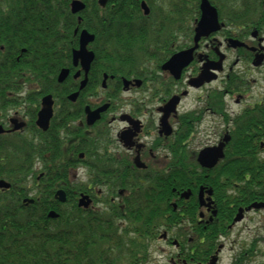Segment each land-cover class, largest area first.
I'll return each mask as SVG.
<instances>
[{"label":"flooded vegetation","instance_id":"af4514ba","mask_svg":"<svg viewBox=\"0 0 264 264\" xmlns=\"http://www.w3.org/2000/svg\"><path fill=\"white\" fill-rule=\"evenodd\" d=\"M110 3L114 2L108 0L106 6ZM14 28L0 24V64L4 66L0 81V179L11 183L8 189L0 188V202L14 198L13 203H19L17 208H26L46 198V192L52 193L48 211L59 213L61 205L69 210L68 230L73 246L79 233L84 240L86 231L103 233L97 242L104 264H137L142 259L131 256L138 245L145 255L154 251L155 241L166 243L167 247H157L165 254H169V247L176 249L177 259L170 257L172 264H207L213 258L219 264L227 251L226 245L231 251L243 245L238 237L245 231L237 232L250 215H261L264 211V206L251 207L264 203V93L257 101L246 102L237 113L230 111L226 97L234 96L233 92L237 91L236 102H242L247 95L238 92L245 89L235 88L238 79L233 71L241 60L251 59L253 65L262 55L255 67L264 69L262 31L258 35H262V40L240 32L238 37L250 38V42L242 40L245 45L237 48L228 45L229 35L224 32L220 33L222 41L215 37L203 39L179 78L169 69L162 71V65L174 54L195 46L194 40L179 46L171 42L169 57L153 67L161 72L150 67L144 75L108 73L106 78L96 56L88 71L81 59L74 61L82 28L75 32L78 44L65 67L69 74L64 82L69 88H54L40 94L25 87L22 78L15 89L9 88L8 64L22 62L25 52L24 47L9 42L14 35L9 30ZM180 33L187 38V33L179 30L174 39ZM230 52L237 57L227 67ZM221 54L224 59L219 77L203 83L197 81L205 66L219 61ZM214 70L211 69L213 73ZM224 72V88L207 90ZM84 80L86 83L81 87ZM203 90L207 92L196 96L194 107L181 110L183 101L193 91ZM49 93L53 96V113L47 128H43L38 119L43 97ZM173 100L177 101L171 107ZM105 106L99 118L90 122L92 111ZM208 113L219 118L221 125L217 124L225 128L218 130L209 144L196 146L193 140ZM240 116L253 124L247 139L252 148L244 155L247 166L242 179L234 181L229 178L231 164L227 160L233 159V129ZM212 160L214 163L210 165ZM8 171L29 175L19 182L9 179ZM166 175L180 176L182 182L186 176L193 180L189 187L183 184L180 189H171L173 194L165 200L171 211L161 217L169 222L147 225L145 234H138L131 224L147 223L148 215L137 219L130 217L128 210L147 208L143 212L148 214V207L153 205V180L158 178L154 187L159 193L167 194ZM29 178L35 180L33 186L26 183ZM31 190L35 191L34 195ZM25 192L29 196L22 195ZM59 192L64 195L60 196ZM28 197L34 202L26 206L24 199ZM38 202L46 207L47 201ZM246 251L249 253V248ZM240 256L244 258L246 252ZM233 262L238 263L237 259Z\"/></svg>","mask_w":264,"mask_h":264},{"label":"trees","instance_id":"16d2710c","mask_svg":"<svg viewBox=\"0 0 264 264\" xmlns=\"http://www.w3.org/2000/svg\"><path fill=\"white\" fill-rule=\"evenodd\" d=\"M70 1L0 0V24L16 26L14 30H9L14 34L9 42L14 41L20 48H25L22 62L8 64L9 88L15 89L19 78L24 79L25 87L40 93L54 88H69L67 83L59 85L56 77L62 67L70 64L71 51L78 44L74 30L79 23L77 15L70 11ZM85 1L87 8L82 13L80 26L96 34L91 45L96 53V62L105 72L126 76L144 75L150 67L159 66L171 54L170 43L174 41L176 32L183 30L191 37L188 28L192 29L190 25L199 15V0H147L151 6L149 16L142 13L141 0H111L114 3L105 8L97 0ZM261 1L212 0L226 23L235 28L226 30L227 33H238L236 28L251 24L261 27L264 21ZM9 50L13 51L12 48ZM3 68L0 64V81L3 79ZM244 118L240 116L236 120L232 140L233 159L227 160L231 164L229 178L234 181L242 179L247 166L244 155L252 148L247 139L248 132L253 131V124ZM256 118L257 113L254 114ZM14 173L17 172H6L9 179L20 181L21 175ZM166 178H169L167 194L158 192L154 186L159 179L154 178L151 184L153 205L148 207V214L143 212L147 208L128 210L133 218L141 219L148 215L147 223L131 224L136 227V233L145 234L147 225L159 224L161 217L167 213L165 209L172 208L165 201L173 194L171 189H180L183 184L189 187L193 180L189 176H186L185 182L180 181V176L166 175ZM22 195L26 196L27 192ZM45 197L38 201H47L46 207L37 201L29 208L17 209L9 201L0 202V264H104L105 259L98 250L97 242L103 233L100 230L86 231L85 240L79 233L73 246L68 230L69 210L61 209L58 219H49L46 213L52 193L46 192Z\"/></svg>","mask_w":264,"mask_h":264},{"label":"rangeland","instance_id":"374dc122","mask_svg":"<svg viewBox=\"0 0 264 264\" xmlns=\"http://www.w3.org/2000/svg\"><path fill=\"white\" fill-rule=\"evenodd\" d=\"M222 20L224 21V19ZM225 24L227 26L226 22ZM190 26L191 28L193 27L192 24ZM261 29H262V35L264 36V28L261 27ZM191 30L192 29L188 28L187 32L191 33L192 32ZM183 36L184 34L180 33L175 37L174 42L176 46L189 42L188 41L189 37L187 36L186 38ZM215 37H217L219 40H222V35L220 34H216ZM250 38H246V39L250 42ZM236 57L237 55L233 52H230L228 54L229 59L228 62L226 63L227 67L232 62L235 61ZM154 69L155 68H153V71ZM226 72L221 74V77L217 81L208 85L206 89L210 90V89L224 88V80L222 79L226 78ZM233 74L238 79L237 81L240 84L238 87L235 88L237 90L245 89L238 92H240L243 95L247 94L244 97V99H242L243 100L242 102H236L237 91L233 92L234 96L226 97L227 99L226 102L229 105L230 111L237 113L243 108L246 102L250 100L255 102L258 100L259 96L264 93V69H260L259 67L253 66L251 64V59L245 58L244 60H241L237 66H235ZM207 90L193 91V93L183 101L181 105V110L183 111L194 107V104L196 103L195 102L196 96L198 94L204 95L207 92ZM217 122L218 124H220L219 118L216 119V116H212L211 113H208L206 120L201 124L200 127H198L197 135L194 138L193 143L196 144V146L199 144L204 146L206 144H209V141L211 140L213 141L215 137V133H217L218 130L223 129V127L225 128V126H219ZM27 175H29V173H27ZM31 178H29V180H27L26 183H28V185L33 186L35 184L34 183L35 180H32ZM34 194L35 191L31 190V195ZM260 214L261 215L249 216L247 222L237 232V234H241L243 231H245L244 233H242L240 237H238V240H240L243 245L238 246L237 250L235 251L229 250V246L226 245L227 251H225L222 254L219 264H233L234 263L233 260L236 259L238 261L237 264H264V211L261 212ZM186 228L187 230L189 229L187 225ZM154 244L156 246L154 247V251L148 255V261L142 260L139 261L137 264H170L171 263L170 257L175 256V259H177L175 248L169 247V254H165L164 252L160 251V249L158 248H160V246L167 247L166 243L155 241ZM248 248H249V253L246 251V249ZM243 251L246 252V256H244V258H241L240 254ZM237 254L238 257H236Z\"/></svg>","mask_w":264,"mask_h":264},{"label":"water","instance_id":"95a60500","mask_svg":"<svg viewBox=\"0 0 264 264\" xmlns=\"http://www.w3.org/2000/svg\"><path fill=\"white\" fill-rule=\"evenodd\" d=\"M108 0H99L100 4L105 5ZM72 6V11L74 13L81 11L83 8H85V4L80 1V0H74L71 4ZM143 7L145 9V13L149 12V8L145 3H143ZM201 8V18L197 23V26L195 28V46L191 47L188 50H183L179 53L174 54L166 63L163 64L162 68L167 70L169 69L172 74L176 77L179 78L181 75V72L185 66H187L191 60H192V53L193 51L198 47V41L201 39L202 36H209L211 33L216 32L221 28V23L219 22V15L217 8L211 4L209 0H201L200 4ZM257 32L253 33V36H256ZM94 40V35L88 32L87 30H83L80 35V47L79 49L74 51V61L75 63L78 62L79 59L82 61V65L85 68L86 71L89 70L91 63L94 59V52L88 49V44ZM230 46L232 47H237L240 45H243L242 42L236 39H230ZM262 55L258 57V59L254 62L255 65H259V63L262 60ZM224 59V55H220V60L213 63L212 65H206L200 76L196 79L200 83H203L204 81H211L215 78H217V74L213 73L211 69H217L220 70L222 69V61ZM69 74V70L67 68H64L61 70L58 80L59 82H63L66 80L67 76ZM86 83V80L82 82L81 87H84ZM199 85V84H196ZM77 95L74 94L71 96L74 98ZM177 100L171 101L170 105L171 107H174V104L176 103ZM43 107L40 111V116L38 119V124H40L43 128H47L49 124V120L52 116L53 112V99L52 95H47L43 98L42 101ZM106 108L102 107L99 108L95 111H92L90 115V122L95 121L97 118L100 116V111L104 110ZM211 159V158H210ZM208 159L207 161H211ZM214 162H210V165H212ZM10 184L7 183L4 180H0V187H9ZM60 196H63L64 193L59 192ZM60 198V197H59ZM62 200L64 199L63 197L61 198ZM255 207H261L264 206V203L260 204H254ZM50 215H54L53 211L50 213Z\"/></svg>","mask_w":264,"mask_h":264}]
</instances>
